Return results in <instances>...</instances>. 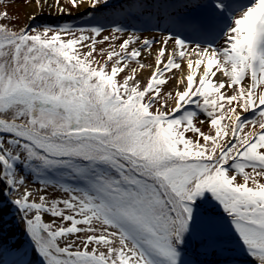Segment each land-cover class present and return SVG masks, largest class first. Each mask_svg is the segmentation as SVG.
I'll list each match as a JSON object with an SVG mask.
<instances>
[{
    "label": "snow or ice",
    "instance_id": "obj_1",
    "mask_svg": "<svg viewBox=\"0 0 264 264\" xmlns=\"http://www.w3.org/2000/svg\"><path fill=\"white\" fill-rule=\"evenodd\" d=\"M53 4L66 13L60 0ZM192 7L203 13L181 26L211 41L128 32L118 47L99 50L102 60L97 43L125 29L98 41L100 26L17 30L0 22V191L22 184L27 168L67 194L37 201L25 188L9 201L42 264H205L207 255L233 264L217 208L243 253L264 264V0ZM153 44L155 67L142 85L140 59ZM130 62L139 68L128 72ZM173 70L181 72L175 92L163 93ZM198 115L209 132L195 125ZM81 233L79 246H61Z\"/></svg>",
    "mask_w": 264,
    "mask_h": 264
},
{
    "label": "rangeland",
    "instance_id": "obj_2",
    "mask_svg": "<svg viewBox=\"0 0 264 264\" xmlns=\"http://www.w3.org/2000/svg\"><path fill=\"white\" fill-rule=\"evenodd\" d=\"M35 0H0V12H6L7 17L0 22L8 24L13 29H19L25 25L34 26L33 24L36 21L42 18H69L72 21H81L88 19H95V15H90V12H105L110 8L111 4H128L131 11V18L127 17L123 19L122 26L120 28L125 29L124 32L115 33L118 37L117 40L113 41L109 39L107 42L97 43V55L98 60L103 58L98 54L101 48L105 50L109 49L112 44L119 45L121 42L120 38H126L128 32H134L136 35L141 38L155 37L157 40H160L163 35H167L169 32L172 34L179 33L182 37L187 39V42L191 45L196 43H207L211 41L212 37H205L199 33L192 32L191 30H185L181 26V22L187 20L193 16L203 13V9H194L193 4L197 0H106L105 4L99 5L96 8H91L88 5L81 4L79 7L74 8L70 5L69 0H60L61 4L67 10L66 13L60 12H44L33 13L29 8ZM147 4V5H145ZM141 6H147L142 8ZM110 11V10H109ZM35 14V19H29ZM91 27L87 28L90 29ZM39 29V28H38ZM86 29V28H84ZM113 27L106 26L102 29L101 33L97 36L98 41H103L104 36L111 37ZM85 35H91L89 31H85ZM79 35V33H77ZM222 40L216 41V45L222 44ZM158 44H153L152 53L153 55H148L146 52L140 59V63L145 64L144 69L138 70L137 78L140 80L141 84L144 85L147 83V79L151 74L152 68L155 67L154 62V53L158 49ZM172 45L169 44V49ZM87 50V49H83ZM146 57V58H145ZM148 66H151L148 67ZM111 65H109V68ZM131 68H139L138 64L135 62H130V67L128 72L131 71ZM145 74L143 73L144 71ZM124 74H127L124 73ZM173 75L175 79H173ZM164 76L168 78V83L162 85V92L168 93L172 92L174 94L178 71L173 70L171 73H164ZM122 78V77H121ZM223 78V77H219ZM247 83V81H245ZM229 94L231 91L229 90ZM169 107H174V103L169 101ZM242 115L249 116L250 113H242ZM201 120H204L205 123H200ZM207 117L204 115H198L195 118L194 123L197 127H200L202 131L209 132V125L207 124ZM249 130V126H246L245 131ZM189 136H192V133H188ZM251 171V169H248ZM22 174L24 176V182L16 187H11L10 191H0V223L3 225V230L0 232V264H40L41 260L39 259L38 253L35 251L34 244L32 243L30 237L25 233L24 222L21 219L22 213L18 212L16 207L9 203L10 200H14L17 197L23 194L25 188H27L30 193V200H37L41 194L48 196L49 199H62L66 198L67 194L63 190L55 185H42L40 183V178L31 172L27 168L20 169L17 178ZM239 180V178H238ZM68 182V181H67ZM70 183V182H68ZM75 186V185H73ZM5 185L0 184V189H3ZM218 210L222 212V209ZM44 222H51L54 219L56 223L59 224L60 221L58 218H53L48 214L43 215ZM227 220L222 218L224 223V228L222 233H228L231 237H235V233L231 230L230 226L227 224ZM80 239H77L76 235L68 236L65 239L60 241L61 246L65 243H72L74 247L79 246L82 243V238L85 234H77ZM235 249L234 253L239 257L237 260H233V264H257L250 256L243 253L240 246L234 245L231 247ZM30 249V252L28 250ZM31 256L30 261H28L26 256ZM41 258V257H40ZM202 260H210L217 258L213 255L202 256Z\"/></svg>",
    "mask_w": 264,
    "mask_h": 264
},
{
    "label": "trees",
    "instance_id": "obj_3",
    "mask_svg": "<svg viewBox=\"0 0 264 264\" xmlns=\"http://www.w3.org/2000/svg\"><path fill=\"white\" fill-rule=\"evenodd\" d=\"M110 8H108L109 10ZM108 12V11H106ZM90 14H96L99 18L101 17V15L99 14V12L96 13H90ZM103 16V14H102ZM65 23H70L68 19H50V18H46V19H40L37 21L35 28H40L41 26H45V25H51V26H58V25H62ZM217 212L218 214H220V216L222 218H224L225 216H227L226 214H224L223 212H220L217 208ZM222 237L227 241V243H234L239 245V242L236 240V237H231L228 233H221ZM232 257L235 255L234 252H232Z\"/></svg>",
    "mask_w": 264,
    "mask_h": 264
},
{
    "label": "bare ground",
    "instance_id": "obj_4",
    "mask_svg": "<svg viewBox=\"0 0 264 264\" xmlns=\"http://www.w3.org/2000/svg\"><path fill=\"white\" fill-rule=\"evenodd\" d=\"M87 4H84V6ZM30 11H33V13H44V12H59L58 9L54 6L53 4V0H47V3H44L42 0L41 6H37V4L35 3V1L33 2V4L30 6L29 8ZM184 67V71L186 73V65H183ZM144 71V70H143ZM146 71H144L143 73L145 74ZM181 72L178 71V76L177 79L180 78ZM28 252H30V249L28 250ZM31 256L28 257V255L26 256L25 259H27L28 261H30Z\"/></svg>",
    "mask_w": 264,
    "mask_h": 264
}]
</instances>
